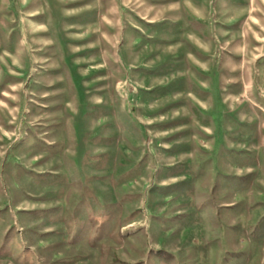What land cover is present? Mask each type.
I'll return each instance as SVG.
<instances>
[{
    "label": "rangeland",
    "instance_id": "obj_1",
    "mask_svg": "<svg viewBox=\"0 0 264 264\" xmlns=\"http://www.w3.org/2000/svg\"><path fill=\"white\" fill-rule=\"evenodd\" d=\"M196 1L0 0V264H264V0Z\"/></svg>",
    "mask_w": 264,
    "mask_h": 264
},
{
    "label": "crops",
    "instance_id": "obj_2",
    "mask_svg": "<svg viewBox=\"0 0 264 264\" xmlns=\"http://www.w3.org/2000/svg\"><path fill=\"white\" fill-rule=\"evenodd\" d=\"M229 3L230 5L232 6H239L240 7V10H245V12H247V7H248V0H241L239 1V3L237 4V1L236 0H229ZM189 6H190V9H191V16H195L194 18H192L191 20L195 21V25L199 28V31H201V33L198 35L196 34L194 36V41L195 43L198 45V47L202 50V51H208V53H211L213 51V44L210 43L211 41V38H213V34L210 35L209 33V29H204V25H205V22L204 21H201L199 20V14H197V7L199 6V0L194 2V3H189ZM244 12V11H243ZM244 12V14H245ZM197 21V22H196ZM206 26V25H205ZM207 27V26H206ZM193 36V35H192ZM216 38V37H214ZM211 44V46H210ZM223 50V53H224V56H223V61H227L228 60V57L231 58L230 55H232L234 52L235 54H238L239 55V52L241 51H234V50H237L235 48H230L229 50H226L224 47L220 46ZM243 48L239 49V50H242ZM247 49V48H246ZM247 51V50H246ZM242 54V53H240ZM263 55H264V51L257 55L256 59L254 60V62L257 64L259 62V60H261L263 58ZM227 57V58H226ZM227 59V60H226ZM232 59V58H231ZM239 60L241 59L243 62H246L247 64V59L245 57H241V55L239 56L238 58ZM234 64V63H233ZM241 67V65H240ZM243 69H246V67L244 68V65H243ZM244 71V70H243ZM239 76H240V80L241 78L244 79V73L241 71V73L239 72ZM237 83V82H236ZM250 84L253 83V79H251L249 81ZM244 85H247L246 83H244Z\"/></svg>",
    "mask_w": 264,
    "mask_h": 264
}]
</instances>
